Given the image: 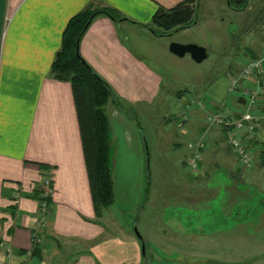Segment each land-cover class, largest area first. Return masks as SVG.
I'll list each match as a JSON object with an SVG mask.
<instances>
[{
    "label": "crops",
    "instance_id": "0c3cea01",
    "mask_svg": "<svg viewBox=\"0 0 264 264\" xmlns=\"http://www.w3.org/2000/svg\"><path fill=\"white\" fill-rule=\"evenodd\" d=\"M183 1H197V16L190 27L172 32L174 39L145 26L159 6L172 8ZM87 7H110L129 19L98 14L78 44L81 57L120 101L110 100L106 112L113 201L116 183L123 201L143 186L142 166L131 160L133 154L137 161L143 145L134 105L142 111L157 107L161 121H174L182 133L187 122L193 142L203 139L200 171L211 154L220 153V143H227L225 128L208 123L207 116L239 115L249 103L247 91L254 94L255 114L264 113V70L240 77L242 65L264 52V0H0V242L12 248L10 264H18L31 246L44 175L51 177L52 214L28 264L142 262L131 227L115 222L113 228L103 213L107 207L95 210L72 85L51 74L67 22ZM172 40L202 45L207 57L200 63L189 54L178 57L168 49ZM233 76L238 78L234 87ZM199 99L205 101L203 108ZM241 133L256 163L248 169L242 165L243 176L255 178L264 158V122ZM168 144L180 149L183 142L174 136ZM113 150L118 158L111 165ZM133 176L136 187L130 186ZM5 259L0 247V264Z\"/></svg>",
    "mask_w": 264,
    "mask_h": 264
},
{
    "label": "rangeland",
    "instance_id": "374dc122",
    "mask_svg": "<svg viewBox=\"0 0 264 264\" xmlns=\"http://www.w3.org/2000/svg\"><path fill=\"white\" fill-rule=\"evenodd\" d=\"M201 102L205 101H197L200 107ZM156 108L142 111L133 106L143 127L142 131L136 122L141 142L145 140L147 146L142 145L137 161L131 155L132 162L142 166L143 186L123 201L116 183L114 201L103 212L109 226L126 222L145 238V255L139 264H264V158L259 160L255 178L244 177L245 168L236 154L227 143H220V153L211 154L209 163L201 171L198 168L199 176L192 177L186 162L191 150L185 146L196 142L191 128L185 122L182 133L174 121L164 124ZM109 110L108 103L105 111ZM174 136L183 142L180 149L168 144ZM116 155L113 150L111 165ZM137 178H131V187L137 186Z\"/></svg>",
    "mask_w": 264,
    "mask_h": 264
},
{
    "label": "trees",
    "instance_id": "16d2710c",
    "mask_svg": "<svg viewBox=\"0 0 264 264\" xmlns=\"http://www.w3.org/2000/svg\"><path fill=\"white\" fill-rule=\"evenodd\" d=\"M197 4V1H183L172 8L159 6L145 26L160 36L190 27L196 20ZM98 14L107 15L115 21H129L110 7H87L72 16L63 30L60 49L51 65V74L71 82L93 203L95 210L101 213L113 202L111 141L105 105L110 100L120 101L109 84L94 72L80 54V57L75 54L76 44L88 27L86 23L91 16L94 18Z\"/></svg>",
    "mask_w": 264,
    "mask_h": 264
},
{
    "label": "built area",
    "instance_id": "2783aa9c",
    "mask_svg": "<svg viewBox=\"0 0 264 264\" xmlns=\"http://www.w3.org/2000/svg\"><path fill=\"white\" fill-rule=\"evenodd\" d=\"M264 70V52L258 58H250L243 65L240 70V77L246 78L256 71ZM238 78L231 77L230 83L234 87L237 84ZM249 94V103L247 108L244 109L237 116L223 117L220 115L207 116V118L213 122L220 123L225 128L226 142L232 151L236 154L239 162L244 167H250L254 162L253 154L247 143L244 141L241 131L247 129L248 132L253 131L256 124L260 121L264 122V113L255 114V102L254 94L247 91ZM202 104V103H201ZM204 107V104H202ZM178 127L181 124H177ZM182 128V127H181ZM188 148L191 150L190 155L186 158V162L193 173H196L199 168V162L202 158V150L204 149V143L202 140H198L194 143H188ZM53 193V187L51 183V177L44 175L38 183V197H37V213L38 217L33 224L30 232L31 246L24 252L22 260L18 264H28L31 256L33 255L36 247H39L42 242V229L48 223V217L52 214L51 196ZM0 247L4 249V253L7 256L3 264H10L9 257L12 253V248L7 245L5 241L0 242Z\"/></svg>",
    "mask_w": 264,
    "mask_h": 264
},
{
    "label": "water",
    "instance_id": "95a60500",
    "mask_svg": "<svg viewBox=\"0 0 264 264\" xmlns=\"http://www.w3.org/2000/svg\"><path fill=\"white\" fill-rule=\"evenodd\" d=\"M91 19H92V16L90 17V19L86 23V27L91 22ZM78 44H79V41L76 44L75 54H76L77 57H80L79 50H78ZM168 49H169V51L171 53H173L174 55H176L178 57H182L185 54H189V56L191 57V59L194 62H196V63L202 62L207 57L206 48L204 46H202V45L197 44V43H192V42H189V43H181V42H177V41H173L172 40L168 44ZM82 61L84 62L83 59H82ZM238 100L241 103L244 102L243 97H239ZM143 144L145 145V147L147 149L145 140H143ZM148 156H149V154L147 153V161L149 160V157ZM133 232H134L135 236L137 237V239L140 242L141 254L142 255H145V242H144L143 236L139 233V231L137 229H134Z\"/></svg>",
    "mask_w": 264,
    "mask_h": 264
}]
</instances>
